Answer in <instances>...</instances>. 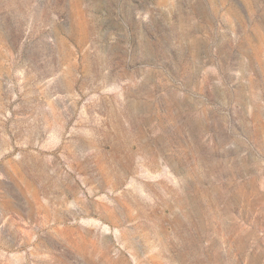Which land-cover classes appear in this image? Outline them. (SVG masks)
Listing matches in <instances>:
<instances>
[{
	"label": "rangeland",
	"instance_id": "374dc122",
	"mask_svg": "<svg viewBox=\"0 0 264 264\" xmlns=\"http://www.w3.org/2000/svg\"><path fill=\"white\" fill-rule=\"evenodd\" d=\"M0 264H264V0H0Z\"/></svg>",
	"mask_w": 264,
	"mask_h": 264
}]
</instances>
